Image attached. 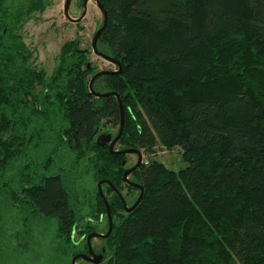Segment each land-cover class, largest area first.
Segmentation results:
<instances>
[{
    "label": "trees",
    "instance_id": "obj_1",
    "mask_svg": "<svg viewBox=\"0 0 264 264\" xmlns=\"http://www.w3.org/2000/svg\"><path fill=\"white\" fill-rule=\"evenodd\" d=\"M98 1L108 13L99 50L122 67L93 87L120 97L115 150L180 149L187 167L151 159L125 181L127 154L98 143L104 126L120 130L121 107L90 94L87 50L63 44L49 76L20 31L52 0L14 13L0 0V223L18 212L28 238L33 224L54 226L66 256L103 219L109 227L104 181L114 227L103 262L264 264V0ZM107 182L133 204L140 185L142 201L127 213ZM26 238L0 228V264L11 245L30 251Z\"/></svg>",
    "mask_w": 264,
    "mask_h": 264
},
{
    "label": "rangeland",
    "instance_id": "obj_2",
    "mask_svg": "<svg viewBox=\"0 0 264 264\" xmlns=\"http://www.w3.org/2000/svg\"><path fill=\"white\" fill-rule=\"evenodd\" d=\"M28 1L29 0H5V5L14 13L17 8L25 7L28 4ZM77 1L78 0H72L69 10L71 18L78 16L80 13V11L76 10ZM65 4L66 0H52V3L44 12L36 13L24 22V27L20 33L29 49L38 57L36 66L39 69L46 71L50 76L58 65V57L63 44L71 40H78L81 47L88 50L90 64L95 67L97 73L101 71H117L118 67L115 64L104 60L93 52V34L95 29L101 27L103 22V14L96 5V2L94 0L89 2L86 17L78 25L70 23L66 18L64 11ZM107 54L109 53L107 52ZM91 78L92 77H90V80ZM118 131L119 127L115 128L111 125H107L102 128L100 136L110 134L112 135V138H115ZM116 148H119V145H117ZM140 152L142 154V162L154 159L163 162L169 169L174 171H179L187 167V164L182 160L180 149L169 151L161 145H158L155 148L154 154H148L143 150H140ZM127 158L128 168L134 167L138 161L137 155L130 153L127 154ZM85 165L86 163L84 162L82 167L84 168ZM83 183L87 189L92 191L95 190H93V188L96 184L93 183L89 177H86ZM102 190L106 197V190L104 188H102ZM126 194L127 191L125 190L122 195L126 200L127 205L130 207V204H133V198H127ZM23 223L22 216L16 211L4 214V219L0 223L1 230H3L9 238H12L15 232L20 233V235L24 237L27 236L24 240L28 242L30 248V251L24 250L20 253L15 250L20 249L19 246L11 245L8 247L7 255L10 264H72V259L74 257L72 255L78 251L82 252L86 245V241L85 243L83 241L77 242L76 247L69 245L67 247L68 254L62 256L56 253L55 248L53 247L55 240L54 226L47 227L42 224H33L30 228L32 231L30 234H33V236L28 238L26 233L27 228ZM106 224V219H103L98 228L101 233L107 232L108 228H106ZM75 238V241H78V233ZM92 246L95 251L100 252L103 249L104 241L101 239H95L92 241ZM25 253L26 255H23ZM108 258L109 254H107L105 262H102L101 264H107ZM76 264L92 263L80 259Z\"/></svg>",
    "mask_w": 264,
    "mask_h": 264
},
{
    "label": "water",
    "instance_id": "obj_3",
    "mask_svg": "<svg viewBox=\"0 0 264 264\" xmlns=\"http://www.w3.org/2000/svg\"><path fill=\"white\" fill-rule=\"evenodd\" d=\"M91 0H84L83 1V5H84V12L82 14V16L76 21H81L84 16L86 15L87 13V9H88V4ZM96 3H97V6L99 7V9L101 10L102 14H103V18H104V21H103V25L102 27L98 30V32L96 33L94 39H93V43H92V48H93V51L95 52V54L103 57L104 59H106L107 61L115 64L117 67H118V70L117 71H101V72H98L96 73L93 78L90 80V84H89V88H90V94H94L96 97H109V96H114L117 98L119 104H120V107H121V112H122V116H121V125H120V130H119V133L118 135L115 137V138H112V135L108 134V135H101L99 136L98 138V143L101 144L102 146H105V145H109V149L111 151V153H115V154H130V153H133V154H136L138 156V161L136 163V165L130 169H128L125 173H124V180L125 181H128L129 180V175L134 172L137 168H139L141 166V164L143 163L142 162V154L140 151L138 150H125V151H117L115 150L120 138H121V135L123 133V130H124V124H125V117H124V109L122 107V103H121V100H120V97L114 93V92H108V93H96L94 92V83L95 81L100 78V77H103V76H108V75H118L122 72V67L119 63V61H117L115 58H112V57H109L103 53H99L98 52V48H97V43H98V39L100 38L101 34L103 33V31L106 29L107 27V24H108V13L106 11V9L104 8V6H102L98 0H94ZM71 4H72V0H66V4H65V16L66 18L69 20V21H74L71 17H70V14H69V10H70V7H71ZM90 67V65L88 66ZM105 184L104 181L102 182H99L98 183V189H99V193H100V196L101 198L103 199L104 203H105V206H106V209H107V215H108V221H109V229H108V232L103 235V234H98V233H92L88 236L87 238V243H88V248H89V255H85V254H78L76 256L73 257L72 259V264H76L78 260H86V261H89L90 263L92 264H101L103 261H104V253L106 252V250L103 251V253L101 254H95V252L93 251V248H92V245H91V241L93 238H102V239H108L111 234H112V231H113V219H112V215H111V207H110V204L109 202L107 201L106 197L104 196L103 194V190H102V186ZM107 184H109L114 192L119 196L120 200L122 201V204L126 210L127 213H130L132 212L133 210H135L137 208V206L140 204V202L142 201L143 199V195H144V189L143 187H141L140 185H135L136 188L140 189L141 190V193H140V196L137 200V202L129 207L126 203V200L124 199L123 195L118 191V189L112 185L110 182H107Z\"/></svg>",
    "mask_w": 264,
    "mask_h": 264
},
{
    "label": "flooded vegetation",
    "instance_id": "obj_4",
    "mask_svg": "<svg viewBox=\"0 0 264 264\" xmlns=\"http://www.w3.org/2000/svg\"><path fill=\"white\" fill-rule=\"evenodd\" d=\"M83 1L84 0H78L77 1V7H76V10L77 11H80V13H79V15L78 16H76V17H72V19L73 20H75V22L74 21H69L70 23H72V24H75V25H78L82 20H84L85 19V17H86V15L84 16V18L81 20V21H78V22H76L81 16H82V14H83V12H84V5H83ZM96 5H97V3H96ZM99 8V7H98ZM87 11H88V9H87ZM101 11V10H100ZM87 14V13H86ZM71 17V16H70ZM103 21H104V18H103ZM102 25H103V22H102ZM102 25H101V27H102ZM101 27H98V28H96L95 29V31H94V34H93V39H94V37H95V35H96V33L98 32V30L101 28ZM101 37V36H100ZM99 41H100V38L98 39V43H97V48H98V52L99 53H103V54H105V55H107V56H109V57H112L111 55H109V54H106L105 52H103V51H100L99 50ZM92 43H93V40H92ZM86 50V49H85ZM87 52H88V50H87ZM94 52V51H93ZM95 53V52H94ZM88 54H89V52H88ZM97 55V54H96ZM97 56H99V55H97ZM99 57H101V56H99ZM101 58H103V57H101ZM113 58V57H112ZM104 59V58H103ZM104 60H106V59H104ZM107 61V60H106ZM109 62V61H108ZM93 78V77H92ZM91 78V79H92ZM137 158H138V156H137ZM97 187H98V184H97ZM102 188H103V186H102ZM99 190V189H98ZM122 194V193H121ZM103 200V199H102ZM108 229H109V227H108ZM107 232H108V230H107ZM107 232H105V233H98V234H103V235H105ZM96 233V232H95ZM92 234V233H91ZM90 235V234H89ZM88 235V236H89ZM88 236H87V238H88ZM95 239H101V240H106V239H102V238H93L92 239V241L93 240H95ZM92 241H91V245H92ZM86 244H87V246H88V243H87V240H86ZM92 248H93V246H92ZM105 249H102L101 251V253H103V251H104ZM93 251L95 252V254H101L99 251H95L94 250V248H93ZM105 254V253H104ZM85 255H89V248H88V253L87 254H85ZM89 262V261H88Z\"/></svg>",
    "mask_w": 264,
    "mask_h": 264
}]
</instances>
